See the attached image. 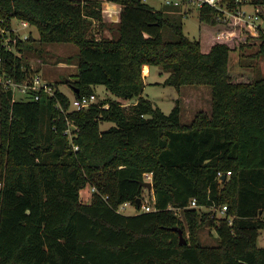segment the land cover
I'll return each instance as SVG.
<instances>
[{
  "label": "trees",
  "instance_id": "1",
  "mask_svg": "<svg viewBox=\"0 0 264 264\" xmlns=\"http://www.w3.org/2000/svg\"><path fill=\"white\" fill-rule=\"evenodd\" d=\"M107 1L120 6L118 18ZM198 14L214 29L205 42L187 36L183 13L172 18L144 0H0V74L31 78L29 41L73 42L74 96L96 93L97 84L114 96L77 109L57 84L38 100L0 89V264H264V75L246 79L230 68L237 44L259 37L264 52V30L221 22L211 6ZM15 18L38 37L15 33ZM164 27L176 38L166 39ZM145 64L169 71L164 83L178 89L209 85L211 112L183 123L178 99L165 113L143 93ZM148 174L155 209L143 211ZM88 184L90 203L81 195ZM193 198L227 204L226 215L190 207ZM125 203L138 211L121 213ZM206 224L218 244L200 242Z\"/></svg>",
  "mask_w": 264,
  "mask_h": 264
},
{
  "label": "rangeland",
  "instance_id": "2",
  "mask_svg": "<svg viewBox=\"0 0 264 264\" xmlns=\"http://www.w3.org/2000/svg\"><path fill=\"white\" fill-rule=\"evenodd\" d=\"M247 1L249 2L250 0ZM146 2L160 10L164 7L162 0H146ZM163 11L167 16L169 15L166 7L163 8ZM198 11V8L195 7L194 10L191 9L184 13L186 15H183L178 20H181L180 22L183 24L184 31L191 40L202 38L205 42L212 36L214 29L205 26L203 22L200 21ZM112 12L111 9L109 11L110 16H112ZM261 17L262 20H260L259 27L264 30V6H261ZM97 27L98 25H96L95 31L98 30ZM12 29L22 37L26 35L29 36L31 32L35 37L39 35L35 26H24L23 20L19 18L13 20ZM8 33L7 31L5 34ZM163 35L166 39L176 38V35L167 27L163 28ZM260 41L261 39L259 37H255L247 41L243 46L237 44L236 49L231 51L230 68L234 74L238 72L246 79H253L256 76L264 75V52L261 50ZM29 42L36 47V50L27 49L24 52V59L27 61L30 68L33 69L34 74H39L41 80L49 83L51 86L57 84L58 87L73 100L75 97L74 91L69 81L77 79L78 45L73 42H51L42 46L35 41ZM204 47H206V45H204ZM169 75V71L159 66H154L152 74L145 79L144 95L152 99L154 104L160 107L165 113H170L177 104L178 99H180V104L182 106L181 119L183 123H189L193 119L194 113L197 110L199 111V109L201 110L204 108L210 111L212 105V90L209 85H186L183 86L182 89H178L173 85L164 83ZM94 89L96 91L97 100L108 97L114 98L112 93L103 84L95 85ZM195 94H197L196 96H198L199 99L198 104H196L194 100ZM124 102L125 104L128 103L127 101ZM111 125H113V122L107 121L101 123V127L104 129ZM71 127L73 128V126ZM151 178V176H147L146 180H151ZM92 193L93 187L88 184L81 189L82 200L86 203H90ZM142 203L150 204L151 206L154 204V193L146 187L143 191ZM200 210L206 211L201 208ZM119 211L123 214L133 215L138 209L136 206L129 203L127 205H121ZM212 212V215L218 217L221 214V212L217 210H213ZM260 232L258 243L260 246H264V229ZM199 237L202 244L216 245L219 242L216 230L207 224L199 228Z\"/></svg>",
  "mask_w": 264,
  "mask_h": 264
},
{
  "label": "built area",
  "instance_id": "3",
  "mask_svg": "<svg viewBox=\"0 0 264 264\" xmlns=\"http://www.w3.org/2000/svg\"><path fill=\"white\" fill-rule=\"evenodd\" d=\"M146 1V0H144ZM163 3L167 6L176 8L181 11V13H186L191 9L198 8V10L203 6H211L216 9L217 19L221 22L228 23L230 21H234V23H243L253 29V31L258 32L262 30L259 27L261 17V6H256L247 0H162ZM250 3V4H249ZM186 15V14H184ZM23 25L27 26L28 22L23 21ZM5 32V29H2V33ZM227 35V33H224ZM5 44L10 47L9 40H5ZM1 64V58H0ZM0 89L11 90L14 92L15 98L18 100L24 99H35L38 100L40 98L41 90H44L50 94L54 93V88L49 83L43 82L39 74L35 73L31 76V78L26 79L24 81L16 80L14 77L6 75L3 71L0 74ZM97 95L96 93L92 94H83L81 96H75L72 104L77 109H83L89 107L90 105L96 103ZM69 126L66 129V133L68 134L71 141H73L74 132L73 129L76 128L72 122L69 121ZM73 126V128L71 127ZM78 146L75 145V149ZM231 171H228L226 174L223 172L218 173V178L220 181L223 180L224 175H230ZM147 176H151L148 174ZM4 184V180L2 175L0 174V189ZM94 190V188H93ZM127 203L123 204L126 205ZM190 207H197L201 209H205L206 211L217 210L221 212L219 216H225L228 210L227 204H217L213 203L210 206L200 205L197 203L196 198H193L190 202ZM155 209V206H151L150 204H142L143 211H150ZM214 216V215H212Z\"/></svg>",
  "mask_w": 264,
  "mask_h": 264
},
{
  "label": "crops",
  "instance_id": "4",
  "mask_svg": "<svg viewBox=\"0 0 264 264\" xmlns=\"http://www.w3.org/2000/svg\"><path fill=\"white\" fill-rule=\"evenodd\" d=\"M110 2V1H109ZM108 1H107V7H108V9H109V11L112 9V13H111V15L112 16H115V19H116V17L118 18V13H119V11H120V6H118L117 4H114L113 2H110L109 3ZM163 5H164V7H166V9H167V11H168V14L170 15V17H177V16H179L180 14H181V11L180 10H178V9H176V8H173V7H170V6H167V5H165L164 3H162ZM164 7H162V10H163V8ZM168 15V16H169ZM30 24L28 23V25L27 26H29ZM106 32V34H108V35H111V33H110V31L109 30H106L105 31ZM32 33V32H31ZM22 37V36H21ZM27 37V35L25 36V37H23V38H26ZM148 67V72H145V67ZM153 67L154 66H150V65H148V64H145L144 65V68H143V74H144V76H145V79L148 77V76H150L151 74H152V71H153ZM182 89V88H181ZM197 90H199V89H197ZM197 94H195V96H196ZM194 96V100H195V103L196 104H198V96H196L195 97ZM200 110V109H199ZM201 110H206V109H201ZM211 110H212V105H211V108H210V111H207V112H211ZM198 111V110H197ZM196 111V112H197ZM196 112L194 113V117H195V114H196ZM193 117V118H194ZM151 192L152 193H154V190H153V188L151 189ZM127 204H129V203H127ZM126 204V205H127ZM142 204H144V203H142Z\"/></svg>",
  "mask_w": 264,
  "mask_h": 264
},
{
  "label": "water",
  "instance_id": "5",
  "mask_svg": "<svg viewBox=\"0 0 264 264\" xmlns=\"http://www.w3.org/2000/svg\"><path fill=\"white\" fill-rule=\"evenodd\" d=\"M225 177L226 176L224 175L223 178H225ZM142 184H143L144 187L148 188L149 190L152 189L153 183H152L151 180H145V181L142 182ZM179 234H180V241H181V243H186L187 240H186V238L184 236L183 229H181V228L179 229Z\"/></svg>",
  "mask_w": 264,
  "mask_h": 264
},
{
  "label": "bare ground",
  "instance_id": "6",
  "mask_svg": "<svg viewBox=\"0 0 264 264\" xmlns=\"http://www.w3.org/2000/svg\"><path fill=\"white\" fill-rule=\"evenodd\" d=\"M145 72H148V67L147 66L145 67Z\"/></svg>",
  "mask_w": 264,
  "mask_h": 264
}]
</instances>
